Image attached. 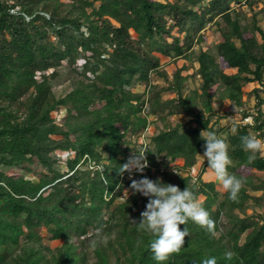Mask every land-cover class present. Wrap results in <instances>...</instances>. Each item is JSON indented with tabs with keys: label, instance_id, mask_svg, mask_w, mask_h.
<instances>
[{
	"label": "trees",
	"instance_id": "16d2710c",
	"mask_svg": "<svg viewBox=\"0 0 264 264\" xmlns=\"http://www.w3.org/2000/svg\"><path fill=\"white\" fill-rule=\"evenodd\" d=\"M241 1L0 0V245L17 244L21 237L31 242L12 264H40L35 248L41 245L32 242L39 241L42 227L52 239L77 238L81 248L98 227L115 233L93 250L99 264H109V251L115 264H200L212 256L217 264H264V214L254 210L264 205V178L254 182L264 171V155L257 152L250 163L251 153L240 141L246 134L264 137V29L258 21L262 8H255L261 0ZM240 4L248 10H237ZM210 25L221 36L216 55L199 46ZM168 62L174 63L170 77ZM63 63L73 75L56 95L51 81ZM195 75L198 84L189 86ZM137 82L151 83L137 94L132 89ZM249 83L259 85L246 92L255 98L253 122L220 126V119L234 115L232 108L220 111L223 101L242 108ZM165 90L174 96L162 98ZM59 108L65 110L61 125L52 117ZM178 114L184 119L172 123L169 116ZM241 114L250 112L245 108ZM148 115L162 126L145 145L132 141L149 123ZM201 131L226 140L228 171L246 180L238 202L216 187L221 182L207 160L195 178L188 173L204 152ZM143 148L149 150L144 172L134 171L131 178L127 171L118 174ZM68 149L74 153L62 174L52 153ZM177 159L181 165H169ZM82 163L92 167L80 169ZM245 168L251 171L246 174ZM37 171L36 179L25 176ZM144 176L192 188L211 213L216 235L189 220L180 225L190 233L180 253L164 262L153 259L151 237L132 222L139 223L148 197L131 190L128 199L114 203L132 179ZM256 189L261 194L250 192ZM222 215L228 222L224 230ZM64 248L51 257L53 264H81L74 244ZM226 252L234 253L231 260ZM5 256L0 252V264Z\"/></svg>",
	"mask_w": 264,
	"mask_h": 264
},
{
	"label": "clouds",
	"instance_id": "9594fccd",
	"mask_svg": "<svg viewBox=\"0 0 264 264\" xmlns=\"http://www.w3.org/2000/svg\"><path fill=\"white\" fill-rule=\"evenodd\" d=\"M200 138L205 141L203 156L207 160L208 166L214 171L216 178L222 183V187L227 191L228 198L233 202H238L239 193L246 180L244 177L228 171L232 161L229 156V146L225 139L217 136L214 131H201ZM241 147L244 151L251 153L248 161L255 160V154L264 148V142L251 134L240 137ZM147 148L134 152L127 162L121 164L118 174L123 175L126 171L131 178L132 173H143L148 167L146 153ZM130 188L132 194H142L148 197L145 210L141 212L139 223H135L138 231L146 233L151 239L147 245L153 253V259L164 262L173 254H179L185 243V237L189 236V230L185 227L180 229V225L193 223L204 228L208 233L215 236V221L211 213L204 207L195 191L186 187L181 190L179 186L165 183L162 179H150L144 176L141 179H132ZM129 193L127 191V199ZM115 233L106 235L102 227L96 228L89 233V247L92 250L101 246H106L109 239L115 238ZM141 242H137L139 246ZM234 256L232 252H226L225 258L231 260ZM200 264H217L216 257H207L201 260Z\"/></svg>",
	"mask_w": 264,
	"mask_h": 264
},
{
	"label": "rangeland",
	"instance_id": "374dc122",
	"mask_svg": "<svg viewBox=\"0 0 264 264\" xmlns=\"http://www.w3.org/2000/svg\"><path fill=\"white\" fill-rule=\"evenodd\" d=\"M62 2H69V0H61ZM243 2V0L241 1V3ZM97 4V2H96ZM243 8V10H248L246 7H243L242 4L237 5L236 9L237 10H241ZM256 9L262 8V12L258 15V21L260 26H262V28L264 29V0H261L259 3H257L255 5ZM14 9H17V7H15ZM46 15V14H45ZM50 38L53 40L54 37L52 36V34L50 35ZM221 36L219 31L217 30L215 25H210V26H206L203 30V41L202 43H200V47H202L203 49H209L214 55H216V50H215V43L220 41ZM217 61H219L221 67L229 72L230 69L226 68L225 64L221 61V59L219 57H217ZM182 63V61H179L178 64L180 65ZM66 64L63 63V66L59 67V75L53 80L52 82V88L55 92L56 95H58L59 93H61L62 88L63 87H67V84L69 83V80L71 79V76L73 75V73L69 72L71 69H67ZM165 70L168 72L169 77L170 74L172 72V70L174 69V63L173 62H168L166 65H164ZM50 71V70H49ZM154 79V82L157 83L158 85H165L166 83L164 82L163 78L161 77H154L152 78ZM198 76L195 75L194 78L189 80V86H196L198 84ZM151 83V82H150ZM150 83L145 84L142 82H137L136 84H134V86L132 87V89L134 90V92H136L137 94L142 93L145 90L149 89ZM254 85L259 86L257 83L253 84V83H249L247 85L244 86V94H243V98L245 100V105L242 108L236 107L234 105H232L227 99H225L220 107V111L223 110H228L230 108L233 109L234 115L232 117L229 118H222L219 121L220 126L226 127L228 129L232 128L233 123L235 122H239L241 124H244L242 122H244L242 120V114H241V109H248L250 114H253L254 112H256V108L254 106L255 104V98L254 96L251 95H247L246 92H248ZM162 98H169L173 95L172 91H161L160 93ZM147 97V95H146ZM215 108H218L219 103L214 102L213 103ZM262 108L264 109V105L262 106ZM148 111V103L144 104L143 107V113H146ZM19 116H21L23 114V108L20 109L18 111ZM65 114V110L62 108L57 109L56 111H54L52 113V117L54 118V120H56L57 123H59L60 125L63 123V116ZM149 123H147V126L141 131V133L131 136L130 139L132 141H135L136 143H148L149 142V136L152 135L153 133L157 132L158 128L160 126H162L163 122L160 119H156V116H151L148 115L147 116ZM180 119H184L183 114H178V115H170L169 116V120L174 123ZM226 132H222L221 135L225 136ZM259 139V138H258ZM262 142H264V137L260 139ZM73 151L71 149L68 150H55L52 154L53 157L55 158V167L59 168V171L63 174L67 172V167H66V160L68 158H71L73 156ZM264 155V148H262V152ZM168 160V158H166ZM206 160L205 157L203 155H200L198 157L197 162L193 165V168L190 169V173L192 178L196 177L197 172L200 169V164ZM182 161L180 159H177L173 162H171L169 165H181ZM32 168L38 169L37 166L35 164L31 165ZM78 167L80 169H85L88 168L86 164L82 163L80 165H78ZM90 167H92L90 165ZM89 167V168H90ZM0 168H3L2 166ZM8 172H11L10 170H6ZM251 171V169L245 168L244 172L246 174H248ZM21 172V171H19ZM40 173L34 172V173H28L25 174L26 177H30L31 179H36L39 176ZM158 176H161V171L159 173H157ZM264 178V171H261L258 173V176L255 179V183L259 182L260 179ZM216 187L218 189H221L222 184L221 183H217ZM127 191L130 194L131 193V188L130 185H128L122 192L121 195L117 196L114 200V203H118L124 200V198L127 196ZM250 192L252 194H256L259 195L261 194L262 190L261 189H256V190H250ZM201 198V197H200ZM262 203L264 204V201H262ZM146 205L142 206V210H145ZM106 207L103 209V211L105 212ZM254 210L256 212H260L264 214V205L262 206H257L255 205ZM252 208H248L247 212H251ZM106 214V213H105ZM241 215V214H240ZM221 222L222 225H220V229L224 230V226L227 225V218L224 217L223 215L221 216ZM39 235H40V239L38 242H32L33 245H38L37 243H39L41 246L39 248H35L36 250V256L38 258L41 259L40 264L43 262V260H47V264H53V261L51 260L52 256H55L58 254V252L63 253V251L65 250V245L72 243L76 246V249L74 251V253L78 256V263L81 264H99V262L97 261L95 255L93 254V250L90 249L89 244L87 245V248H81V246L78 243V239L75 237H68V238H58V239H52L46 232V230L42 227L39 230ZM244 237H241L240 240L242 241ZM19 243L14 244L12 242L6 244L5 246H1L0 245V252L6 253V256L4 258L3 264H12L15 260L13 259V257H15L16 255L22 253L24 250L28 251V248L31 246L30 243L27 239L24 238H19ZM109 253V264H115L114 263V258H113V254L111 255V251L108 252Z\"/></svg>",
	"mask_w": 264,
	"mask_h": 264
},
{
	"label": "built area",
	"instance_id": "2783aa9c",
	"mask_svg": "<svg viewBox=\"0 0 264 264\" xmlns=\"http://www.w3.org/2000/svg\"><path fill=\"white\" fill-rule=\"evenodd\" d=\"M242 120L244 121V122H242V123L251 124V123L253 122L252 114H247V115L243 116V117H242ZM145 144H146V143H143V145H145ZM192 168H193V166H192L190 169H192ZM174 171H175V169H174ZM188 173L191 175L190 170H189ZM194 178H195V177H194Z\"/></svg>",
	"mask_w": 264,
	"mask_h": 264
}]
</instances>
